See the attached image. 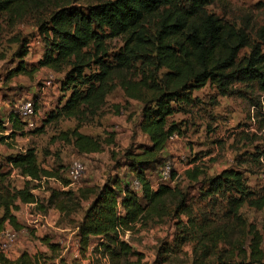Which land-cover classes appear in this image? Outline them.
Listing matches in <instances>:
<instances>
[{
  "label": "trees",
  "instance_id": "trees-1",
  "mask_svg": "<svg viewBox=\"0 0 264 264\" xmlns=\"http://www.w3.org/2000/svg\"><path fill=\"white\" fill-rule=\"evenodd\" d=\"M70 1L54 0L46 20L37 28L43 40V54L37 66L62 74L61 91L69 93L63 105L48 115L46 123L58 119H71L77 125L85 122L103 106L105 98L117 86L127 99L140 104L137 128L148 140V146L133 147L123 153L124 167L130 173L131 181L138 183L139 190L134 191L129 183L122 184L113 179L98 188L76 193L50 190L48 198L40 200L31 194V190L39 188L42 180H61L58 172L43 170L36 151L27 148L4 158L8 167L28 179L20 190L10 186V171L3 172L0 166V234L6 225L14 231L22 229L13 215L18 210L17 203L33 205V210L42 214L55 209L62 216L75 213L81 204L88 203L76 226L79 253L84 257L95 240L103 250L106 264H140L141 256L134 253L120 235L151 219L174 220L182 215L191 219L184 192L178 187L164 185L153 189L146 176L161 166L163 152L171 137L180 135L179 126L167 120L192 107L195 102L192 93L206 85L225 96L236 82L256 83L264 93V54L261 52L264 29L258 35L259 44L251 42L239 28L207 15L204 8L217 0H99L84 9L73 6L77 0ZM45 3L52 2L0 0V17L15 24L31 11L42 9ZM114 39L122 42L116 53L110 52L108 46ZM28 43L25 41L15 56L19 60L15 74H26L23 59ZM243 49H248L249 54L239 58ZM137 62L146 71L134 81L127 75ZM24 126L15 115L10 114L6 120L0 117V146L11 147L8 143L16 137L29 136L24 132ZM77 127L59 138L70 142L78 154L100 153L103 144L80 134ZM42 132L43 128H40L36 133ZM112 139L109 136L104 144L111 145ZM185 176L189 183L205 187L204 199L220 193L238 196L227 200L225 215L234 219L233 228L240 226V235L245 238L243 236L242 245L236 248L238 260H221L214 254L217 264H264L262 238L257 230L246 226L239 214L245 203L256 209L264 208V197L253 200L251 194L246 193L242 176L233 170H224L201 182L198 179L203 172L197 168L186 171ZM174 177L171 174L170 181ZM31 183L35 186L29 187ZM62 185L67 186L65 182ZM188 223L192 229L195 227L192 221ZM198 229L200 233L207 230L202 226ZM224 234L226 231L216 229L210 233L213 250L218 242L228 241ZM40 242L50 251L55 247L47 238ZM166 253L167 250L161 248L154 264H163L159 258ZM130 258H136V261L131 262ZM0 264L39 262L37 255L23 252L11 263L0 252ZM44 264L55 263L48 260ZM59 264L67 263L60 260Z\"/></svg>",
  "mask_w": 264,
  "mask_h": 264
},
{
  "label": "rangeland",
  "instance_id": "rangeland-1",
  "mask_svg": "<svg viewBox=\"0 0 264 264\" xmlns=\"http://www.w3.org/2000/svg\"><path fill=\"white\" fill-rule=\"evenodd\" d=\"M50 1L52 3L43 4L42 9L31 11L15 24H10L4 16L0 17V117L6 120L10 114L15 115L16 107L22 101L30 100L36 108L35 118L24 121L34 125L33 128L24 126V132L30 135L16 137L8 143L11 147L0 146L2 171L9 169L3 159L7 152L16 154L25 148H34L38 164L47 170L58 172L61 180L45 182L35 189L42 192L38 199L49 196L50 190L60 191L62 182L67 184L62 192L76 193L78 190L95 189L113 179L122 184L129 183L130 188L136 191L131 184L132 177L124 167L123 153L133 147L148 146L147 138L137 128L141 108L137 101L127 99L123 91L115 86L105 98L103 106L93 116L87 117L85 122L77 125L71 119H58L46 123L48 115L56 107L63 105L69 96V93L60 88L62 74L37 66L43 54V40L37 28L53 8L54 0ZM74 1L76 0L70 2ZM98 1L77 0L73 6L84 9ZM204 12L239 28L249 36L251 42L261 44L258 35L264 29V0H217L210 2ZM25 41L29 42L27 55L23 59L26 74H15L19 61L15 56ZM108 46L110 52L116 53L122 42L114 39L108 42ZM261 52L264 54V45ZM248 54L249 50L243 49L238 57H247ZM142 71L146 69L137 62L127 78L139 80ZM192 98L195 99L192 107L167 120L168 123L179 126L180 135L169 140L163 152L161 166L146 173L153 189L159 185L178 187L187 195L191 219L187 220L184 215L174 220L151 219L138 223L123 236L122 241L141 256L140 264H154L161 248L167 250L159 258L164 261L163 264H217L214 254L219 255L221 260H238L236 248L242 245L245 236L243 238L240 235V226L233 228L234 219H228L225 215L227 200L238 196L231 193L228 197L227 194L220 193L204 199L202 194L205 187L189 183L186 171L194 168L202 171L203 176L198 179L201 182L224 170H233L242 176L246 193L251 194L253 200L264 197V93L256 83L236 82L225 96L214 87L206 85L193 92ZM76 126L80 134L97 139L103 144L100 153L78 154L70 142L59 138ZM40 128H43V132L36 133ZM109 136L113 138V143L105 145ZM75 163L83 164L85 171L77 182L71 183L69 172ZM166 166L175 177L171 181L162 182L160 173ZM13 176L8 182L14 187L22 186L23 181L17 172ZM31 186H35V183H31L29 187ZM87 206L88 203L81 204L75 213L68 216H59L55 209H50L47 212L50 227L44 223L47 221L45 218L37 216L24 219V215L19 214L18 221L22 224V229L13 230L15 240L4 256L11 263L26 252L37 255L39 264L47 263L48 260L55 264H59L60 260L67 264H106L99 243L94 240L83 257L79 253L78 242L74 240L76 226ZM239 214L246 226L253 227L260 234L264 252V208L256 209L245 203ZM33 220L37 222L35 225H38L39 230L33 228ZM189 221L196 228L192 229ZM199 226L207 230L200 233L197 230ZM215 229L226 231L227 234L224 235L229 239L226 243L218 242L213 250L210 233ZM41 238H47L55 246L54 249L50 251L46 245H40ZM204 238L207 240L202 241ZM44 256L47 258L43 259ZM130 261L135 262L136 258H130Z\"/></svg>",
  "mask_w": 264,
  "mask_h": 264
},
{
  "label": "built area",
  "instance_id": "built-area-1",
  "mask_svg": "<svg viewBox=\"0 0 264 264\" xmlns=\"http://www.w3.org/2000/svg\"><path fill=\"white\" fill-rule=\"evenodd\" d=\"M34 103L30 100L22 101L19 103V105L16 107V113L15 116L17 119L25 124V127L27 125L28 128H33V123L24 122L25 120H30L31 118H35V110H34ZM85 168L83 164L75 163L70 172H69V181L71 183L77 182L84 174ZM171 171L168 166L163 168L160 173V180L162 182L170 181ZM132 185L136 191L139 190V185L136 181L132 182ZM39 218H42L39 216ZM37 224V223H36ZM38 226V225H37ZM128 232H125L124 234L120 235V239L122 240V237L126 236ZM16 237L15 232L10 227H5L3 232L0 234V252L4 254L7 249L10 247V245L14 242Z\"/></svg>",
  "mask_w": 264,
  "mask_h": 264
},
{
  "label": "crops",
  "instance_id": "crops-1",
  "mask_svg": "<svg viewBox=\"0 0 264 264\" xmlns=\"http://www.w3.org/2000/svg\"><path fill=\"white\" fill-rule=\"evenodd\" d=\"M73 147V146H72ZM25 149H27V148H25ZM34 149V148H33ZM24 150H22V151H20V152H23ZM36 151V150H35ZM14 152H11V153H9V152H7V154L5 155L6 157L7 156H10V155H14L13 154ZM36 155H37V153H36ZM4 159V158H3ZM4 164H5V162H4ZM5 166H7L6 164H5ZM1 167H2V165H1ZM8 167V166H7ZM43 170H46V171H51V170H47L46 168H44V167H42V165L40 166ZM9 169H7V171H12L11 172V174H9V179H10V177H11V175H12V177H14L13 175L17 172L16 170H12L10 167H8ZM17 174L19 175V173L17 172ZM19 177L22 179V181H23V183H22V186H20V187H14L10 182H9V184H10V186L11 187H13V188H15V189H17V190H20L22 187H23V184H24V182L25 181H27L28 179L27 178H24V177H21L20 175H19ZM8 179V180H9ZM49 181H51V180H42L41 181V183H40V186L41 185H43L45 182H49ZM53 181H55V180H53ZM56 182V181H55ZM59 188H60V191L62 192V191H65V187H63L62 185L61 186H59ZM57 191H59V190H57ZM31 194L34 196V197H37L38 198V196L40 195V194H42V192L41 191H36L35 189H33V190H31ZM43 194H46V193H43ZM48 198V196L46 197V198H42V199H40V200H46ZM17 206H18V210L16 211V212H14L13 213V215H14V217L16 218V221H17V223L21 226L22 224L18 221V216H19V214H23L24 215V219H32V218H36L37 216H41L43 219L45 218V219H47V221H45L44 223L47 225V226H49L50 227V224H49V220H48V216H47V212L49 211H47L45 214H42V213H38V212H35L34 210H33V205H22V204H19V203H17ZM86 209V208H85ZM28 212H29V215H28ZM58 214H59V216H62L59 212H58ZM0 216H1V211H0ZM29 216V217H28ZM47 216V217H46ZM28 217V218H27ZM27 222V221H26ZM30 222V221H29ZM31 223V222H30ZM33 228H35V229H38L37 228V226L35 225V223H37V222H35V220H33ZM6 227H9L8 225H6ZM41 229H43V226H41ZM39 230V229H38ZM74 235H75V241H76V243H77V239H76V230H75V233H74ZM44 237H46V236H44ZM42 239V238H41ZM49 244H51L50 242H49ZM40 245H42L41 244V242H40ZM30 256H34V255H30ZM19 258V257H18Z\"/></svg>",
  "mask_w": 264,
  "mask_h": 264
}]
</instances>
